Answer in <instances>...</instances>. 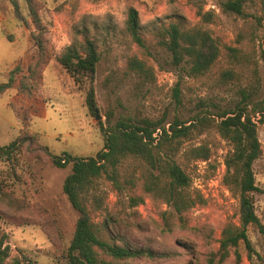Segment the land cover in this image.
Segmentation results:
<instances>
[{
	"label": "rangeland",
	"instance_id": "1",
	"mask_svg": "<svg viewBox=\"0 0 264 264\" xmlns=\"http://www.w3.org/2000/svg\"><path fill=\"white\" fill-rule=\"evenodd\" d=\"M27 1L0 0V83L10 73L14 78L13 87L0 94V145L28 127L38 136L41 148L25 145L18 159L0 158V239L6 237L10 245L8 263L23 252L36 264H67L64 250L73 236L77 212L62 186L71 165L54 166L43 148L56 154L94 155L104 145L98 122L105 123L112 113L113 119L131 116L172 122L179 118L187 125L194 123L176 159L191 177L189 191L202 198L178 215L144 190L147 165L135 157L124 159L119 167L122 188L102 178L104 205L96 209L88 204L93 220L103 224L106 239L150 252L123 264H264V235L255 225L247 228L251 250L243 241L227 252L220 246L224 227L239 225V199L224 182L225 159L232 145L217 127L219 111L240 100V89L255 85L258 76L256 98L264 96V19L258 25L251 16L260 4H247L246 16H239L222 11L224 0H30L45 29V50L40 55L34 42L38 30ZM131 6L139 11L146 48L136 45L125 32ZM199 7L213 11L214 19L203 23ZM170 21L200 25L217 38L221 55L207 73L190 76L184 68L171 65L157 35ZM84 34L95 38L101 51L94 82L100 119L57 60ZM227 47L240 48L258 63L235 64ZM132 55L151 67L152 81L128 70ZM226 69L236 73L231 82L221 79ZM259 118L257 113L254 119L262 153L253 169L264 191V122ZM200 145L210 149L206 161L187 153ZM129 178L134 186L125 181ZM130 196L143 201L133 206ZM253 197L264 226V192Z\"/></svg>",
	"mask_w": 264,
	"mask_h": 264
},
{
	"label": "trees",
	"instance_id": "2",
	"mask_svg": "<svg viewBox=\"0 0 264 264\" xmlns=\"http://www.w3.org/2000/svg\"><path fill=\"white\" fill-rule=\"evenodd\" d=\"M27 2L38 30L34 42L41 55L45 50V29L42 28L35 7L30 0ZM249 3L257 6L260 4L259 11L251 13V16L258 25L263 24L264 0H224L220 7L226 13L246 16V5ZM197 14L203 23H209L214 19L213 11H204L202 7L198 8ZM125 32L136 45L146 48L139 11L133 6L127 10ZM157 35L158 44L168 54L171 65L184 68L190 76L207 73L221 55L217 38L200 25L187 26L180 21H170L159 28ZM227 50L229 58L235 64L252 63V60L258 63V60L242 54L240 48L227 47ZM100 59L98 42L87 34L83 35L78 44L67 48L57 57L58 62L73 79L78 91L85 93V103L92 111L97 107L94 82ZM127 68L144 81L150 82L154 79L151 67L136 55L128 58ZM37 73L39 74V71ZM235 75L234 70L226 69L222 71L221 79L224 82H231ZM259 79L258 76L255 85L240 89V100L218 113V130L232 145L225 159L224 182L239 199V225L228 224L222 231L220 246L226 252L229 247H237L241 241L251 250L247 234L250 225L257 226L264 235V226L256 213L253 197L255 193L264 192L256 183L253 169L255 160L262 153L258 125L254 119L259 113L258 120L264 122V96L261 99L256 98ZM13 83L14 78L10 73L6 81L0 83V94L10 90ZM205 120L206 118L201 121ZM98 126L104 145L92 156H79L68 152L56 154L47 147L43 148L54 166L71 165V172L65 177L62 186L71 207L77 212L73 236L64 250L67 264H123V261L129 258L149 255L147 249L120 245L113 239H106L102 234L103 224L93 220L88 208V204L96 209L104 205V194L100 188L102 178L109 180L116 189L122 188L119 167L127 157L141 159L147 165L149 174L143 183L144 190L168 204L178 215L184 214L197 202L202 201L199 195H192L189 191L191 177L176 159L184 140L190 136L194 123L187 125L186 121L179 118L172 122H166L165 118L153 120L149 117L131 116L113 119L112 113H109L105 123L100 120ZM38 143V136L31 133L28 127H23L14 140L6 145H0V158L14 161L18 159L17 155L25 145L41 149ZM187 153L204 161L210 158V149L202 145L191 147ZM125 181L134 186L133 179ZM142 201L143 198L140 196H130L133 206ZM5 238L0 239V264H36L30 255L23 252L8 263L10 245L6 243Z\"/></svg>",
	"mask_w": 264,
	"mask_h": 264
},
{
	"label": "water",
	"instance_id": "3",
	"mask_svg": "<svg viewBox=\"0 0 264 264\" xmlns=\"http://www.w3.org/2000/svg\"><path fill=\"white\" fill-rule=\"evenodd\" d=\"M94 111H95L96 119H100L101 115L98 113V109L95 108Z\"/></svg>",
	"mask_w": 264,
	"mask_h": 264
}]
</instances>
